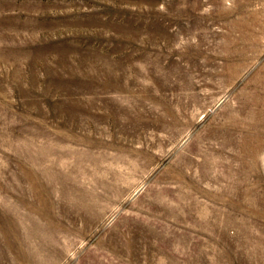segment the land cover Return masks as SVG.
<instances>
[{
	"label": "rangeland",
	"instance_id": "374dc122",
	"mask_svg": "<svg viewBox=\"0 0 264 264\" xmlns=\"http://www.w3.org/2000/svg\"><path fill=\"white\" fill-rule=\"evenodd\" d=\"M0 264H264V0H0Z\"/></svg>",
	"mask_w": 264,
	"mask_h": 264
}]
</instances>
